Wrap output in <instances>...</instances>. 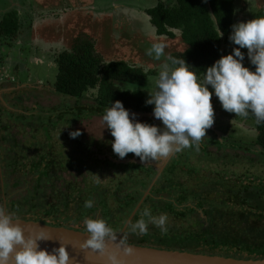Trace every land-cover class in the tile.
I'll list each match as a JSON object with an SVG mask.
<instances>
[{
    "label": "rangeland",
    "instance_id": "obj_1",
    "mask_svg": "<svg viewBox=\"0 0 264 264\" xmlns=\"http://www.w3.org/2000/svg\"><path fill=\"white\" fill-rule=\"evenodd\" d=\"M158 1L0 0V21L5 14L16 11L21 26L20 33L14 40L0 42V121L9 126L12 139L17 144L15 153L7 157V162L3 165L6 169L2 168L4 175L0 176V200H21L23 205L35 201L38 204L39 195H34L33 192L36 176L31 175L30 170L32 164H37L41 158L56 162L55 170L61 176L59 183L71 181L75 185L72 196L78 200L83 199L86 192L94 186H101L106 193H111L117 182L127 180L126 177H138V173L129 168L113 169L88 159L87 156L94 153L99 158L115 157V161L120 164L144 162L133 153L127 154L123 159L114 154L111 147L114 137L108 129H103V115H83L77 119L73 117L77 105L87 106L92 103V95L88 93L85 99L77 102L54 94L52 85L57 67L53 57L54 53L69 48L75 38L83 35L91 38L95 34L99 40L98 52L105 58H122L128 61L139 59L150 71H157L156 74L149 73L147 85L141 90L146 101L150 98L149 92L155 90L159 72L164 70L165 63L170 62L167 60L169 55L186 47L179 38V31H174L172 38L161 39L154 35L151 24L143 13L145 9L155 7ZM163 2L166 6H171L174 0ZM235 6L236 24L253 19L262 8L263 0H236ZM114 27L116 28L112 30ZM154 44L166 46L164 55L159 60L155 59L154 54H147ZM234 47L238 46L233 43L225 46L222 55L230 54ZM242 51L247 53V49ZM139 53L142 58L138 57ZM244 64L251 69L247 55ZM212 103L215 111L214 124L208 129L207 137L201 141L199 150L193 146L161 158L159 168L165 162L167 166L176 155V161L173 162L179 163V166L174 169L170 179L195 190L206 184L202 190L207 191L210 198L221 197V200L224 196L217 192H224L230 182L235 183V186L264 183V160L255 146L257 132L254 123L225 111L214 95ZM64 110H67L65 116L62 114ZM134 118L164 130L165 126L154 116L141 115ZM77 129L82 134L75 139L71 138L69 133ZM212 137L221 138L222 144L207 145V140ZM2 157L3 153L1 160ZM219 179L222 181H217ZM212 185H218L216 191H209L213 189ZM110 205L113 207L114 203ZM94 214L91 218L102 217L99 210ZM160 214H167V228L189 227V220H176L166 212H154L156 216ZM84 221L74 227H85ZM159 230L161 229L155 225L148 226L149 233L154 234ZM122 239L127 243L132 240L131 235H123Z\"/></svg>",
    "mask_w": 264,
    "mask_h": 264
},
{
    "label": "trees",
    "instance_id": "obj_2",
    "mask_svg": "<svg viewBox=\"0 0 264 264\" xmlns=\"http://www.w3.org/2000/svg\"><path fill=\"white\" fill-rule=\"evenodd\" d=\"M235 1L174 0L171 6H166L163 0H159L155 7L145 9V13L156 37L172 38L173 32L179 31V38L186 47L182 51L171 53L169 57L183 58L193 67L194 72L202 76L203 71L222 56L224 47L232 43L229 36L236 20ZM260 16H264V0L262 8L256 12L254 18ZM20 29L17 12L5 14L0 21V42L14 40ZM98 43L95 34L91 38L83 35L75 38L69 48L54 53L57 74L52 85L53 93L77 102L91 93V104H76L73 111L75 119L83 115H103L110 103L116 100L122 101L130 114L154 116V106L146 104L141 90L147 85L149 73L156 74L157 71H150L139 59L109 60L98 52ZM138 57L142 58L140 53ZM254 68L252 65L251 69ZM66 111H63V116ZM242 118L254 123L257 132L255 146L264 160V122L257 123L251 113ZM217 143L222 144V139L212 137L207 140V145L213 146ZM175 156L170 159L128 225L124 233L126 236L131 235L132 240L128 243L241 260L264 259V183L235 186V183L230 182L224 192H217L224 196L221 200V197L210 198L209 193L202 190L206 184L195 190L170 179L174 169L179 166V163L173 162L176 161ZM87 157L113 169L129 168L138 173V177H126L127 180L117 182L111 193H106L101 186H94L86 192L83 199L78 200L72 196L75 185L71 181L59 183L61 176L55 170L56 162L41 158L37 164H32L30 170L31 175L36 176L33 192L34 195H39L38 204L31 201L28 205H23L21 200H11L7 203V211L14 213L17 219L86 232V226H74L81 224L86 218H91L99 210L101 218L107 221L114 235L118 236L155 178L162 161L120 164L111 156L99 158L93 153ZM212 186L213 189L209 191H216L218 185ZM88 200L96 205L85 208ZM112 202L113 207L110 205ZM74 203L76 206H72ZM145 209H149L152 215L162 211L176 220H189L190 228H168L167 232L159 230L154 234L147 231L144 235L138 231L133 232L131 225L141 218Z\"/></svg>",
    "mask_w": 264,
    "mask_h": 264
},
{
    "label": "clouds",
    "instance_id": "obj_3",
    "mask_svg": "<svg viewBox=\"0 0 264 264\" xmlns=\"http://www.w3.org/2000/svg\"><path fill=\"white\" fill-rule=\"evenodd\" d=\"M229 39L238 47L207 67L202 76L183 58H168L170 64L165 63L156 79L155 90L149 92L150 98L146 100L147 105L154 106V118L162 122L164 130L136 120V114L130 115L122 101L111 102L102 116V123L103 129H108L114 137L111 141L114 154L123 159L133 153L141 161L150 162L193 146L198 151L214 124L213 95L225 111L244 117L251 113L257 123L264 122V16L232 25ZM164 48L163 44H154L147 54H154L159 60ZM242 49H247V53ZM246 55L255 66L254 70L245 66ZM81 134L79 129L69 133L73 139ZM93 203L88 200L84 206L92 208ZM16 219L14 213L0 204V264H72L66 245L60 243L51 251L42 248L41 242L52 239L48 231L37 227L25 235V230L14 223ZM84 223L88 238L80 247L107 253L111 264H120L117 254L108 252L106 241L116 237L107 221L86 218ZM167 223V214L156 216L145 209L131 228L144 235L152 224L167 232Z\"/></svg>",
    "mask_w": 264,
    "mask_h": 264
},
{
    "label": "water",
    "instance_id": "obj_4",
    "mask_svg": "<svg viewBox=\"0 0 264 264\" xmlns=\"http://www.w3.org/2000/svg\"><path fill=\"white\" fill-rule=\"evenodd\" d=\"M165 166L166 162L159 168L152 184L127 219L120 234L115 236V240L106 241L108 252H115L120 264H264V259L241 260L222 256H208L187 252L169 251L124 242L122 236L139 207L149 195L152 185H154L162 171L165 169ZM14 223H18L25 230V235H28L30 230L36 229L37 227L47 230L52 239L41 242V247L47 248L51 251L52 248L59 247L60 243L66 245L72 264H111L107 253L101 254L98 251L93 252L91 249L85 250L80 247V245L88 238L87 232H81L79 230L65 227H53L41 222L25 221L22 219H16ZM125 249H129L130 251L126 252Z\"/></svg>",
    "mask_w": 264,
    "mask_h": 264
},
{
    "label": "flooded vegetation",
    "instance_id": "obj_5",
    "mask_svg": "<svg viewBox=\"0 0 264 264\" xmlns=\"http://www.w3.org/2000/svg\"><path fill=\"white\" fill-rule=\"evenodd\" d=\"M7 133L9 135H7ZM14 141L15 140L12 139V134H10L9 132V126L3 125L2 122L0 121V176L4 172L2 171V168L4 167V169H6L5 166L3 165L7 162V157L13 156V153H15L17 144ZM26 149L25 151L27 152ZM1 153H3V157H2L3 160H1ZM1 191L2 190H0V194H1ZM7 203L9 202L6 201V199L1 198L0 204L4 205L5 208L7 207Z\"/></svg>",
    "mask_w": 264,
    "mask_h": 264
},
{
    "label": "crops",
    "instance_id": "obj_6",
    "mask_svg": "<svg viewBox=\"0 0 264 264\" xmlns=\"http://www.w3.org/2000/svg\"><path fill=\"white\" fill-rule=\"evenodd\" d=\"M115 8H117L118 6H114ZM141 12H142V10H141ZM143 13V12H142ZM143 16L145 17V19L149 22V17L146 15V13H143ZM152 28V27H151ZM153 29V28H152ZM153 31H155L154 29H153ZM94 36V35H93ZM95 37H96V35H95ZM167 60H168V62H169V59L167 58ZM170 63V62H169Z\"/></svg>",
    "mask_w": 264,
    "mask_h": 264
}]
</instances>
